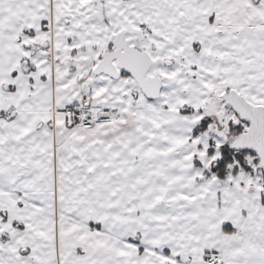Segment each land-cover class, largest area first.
Listing matches in <instances>:
<instances>
[{
    "label": "snow or ice",
    "instance_id": "6c2138e0",
    "mask_svg": "<svg viewBox=\"0 0 264 264\" xmlns=\"http://www.w3.org/2000/svg\"><path fill=\"white\" fill-rule=\"evenodd\" d=\"M0 264H264V0H0Z\"/></svg>",
    "mask_w": 264,
    "mask_h": 264
}]
</instances>
